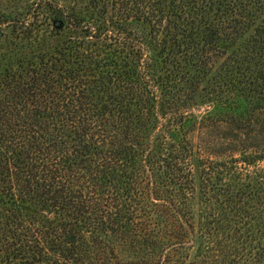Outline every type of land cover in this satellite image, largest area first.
<instances>
[{"label":"trees","instance_id":"trees-1","mask_svg":"<svg viewBox=\"0 0 264 264\" xmlns=\"http://www.w3.org/2000/svg\"><path fill=\"white\" fill-rule=\"evenodd\" d=\"M34 8L0 13V264H264L244 202L195 220L186 136L206 88L264 132V0Z\"/></svg>","mask_w":264,"mask_h":264},{"label":"rangeland","instance_id":"rangeland-1","mask_svg":"<svg viewBox=\"0 0 264 264\" xmlns=\"http://www.w3.org/2000/svg\"><path fill=\"white\" fill-rule=\"evenodd\" d=\"M36 1L0 0V13L25 17L32 12ZM38 10L36 7L33 12ZM10 39H13L11 26H2L0 62H5V46ZM14 40L17 45H11V57L28 53L30 48L25 39ZM213 73L215 71L212 68L201 83L205 85ZM207 89L197 97V105L191 109L197 114V120L200 119V127L186 135L192 145L190 161L196 186L192 203L195 220H200L198 214H202L208 205H214L224 214H229L233 203L239 205L244 202L242 205L247 211H255L252 225L247 223L245 227L252 232V243L258 239L260 242L264 238V215H261L264 211V132L236 129L231 120V115L235 114L231 92L220 94L216 99L218 96H209ZM209 195L212 198H208Z\"/></svg>","mask_w":264,"mask_h":264}]
</instances>
